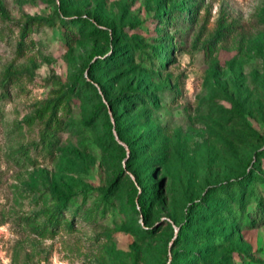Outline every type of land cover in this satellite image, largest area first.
Masks as SVG:
<instances>
[{"label": "rangeland", "instance_id": "rangeland-1", "mask_svg": "<svg viewBox=\"0 0 264 264\" xmlns=\"http://www.w3.org/2000/svg\"><path fill=\"white\" fill-rule=\"evenodd\" d=\"M174 257L264 264V0H0V264Z\"/></svg>", "mask_w": 264, "mask_h": 264}, {"label": "trees", "instance_id": "trees-1", "mask_svg": "<svg viewBox=\"0 0 264 264\" xmlns=\"http://www.w3.org/2000/svg\"><path fill=\"white\" fill-rule=\"evenodd\" d=\"M107 57L108 56H106L104 58H107ZM110 60H111L110 58L106 59V63H108ZM144 96H147L148 101H151V102L153 101V98L152 97H150V96H148V95H146V94H144L142 92H139L137 90H131V91L123 90L120 93H118L116 96H113V97L108 98L107 101L109 103H113L115 101H119L120 100V101H129V102H138V103H141L142 104V103H144V99L142 98ZM100 107H105L104 103H101L100 104ZM114 124H115L116 131H119L120 128H119V125H118L117 121ZM111 137L113 138L112 133H111ZM235 186H239V185L238 184H235ZM221 191H222L223 194L226 195V197H228V189H227V186H225V185L222 186ZM235 197H240V196L234 194L232 197L229 198V201L233 202L234 200L231 199V198H235ZM137 201L139 202V199H137ZM260 211H263V210H260ZM56 213H59V207H57ZM142 213H145V211L142 210ZM180 229H181V231L178 232L177 237H179V238H185L186 235L184 234V232L187 230V226L185 224H183V225L180 226ZM172 260H170L167 264H176L175 263V260H176L175 257H174V259L172 258Z\"/></svg>", "mask_w": 264, "mask_h": 264}]
</instances>
